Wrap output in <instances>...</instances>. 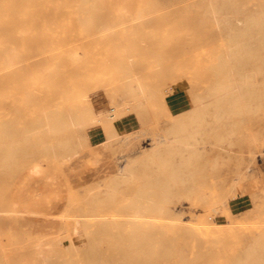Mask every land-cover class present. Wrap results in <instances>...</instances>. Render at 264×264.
I'll return each mask as SVG.
<instances>
[{"label": "rangeland", "instance_id": "rangeland-1", "mask_svg": "<svg viewBox=\"0 0 264 264\" xmlns=\"http://www.w3.org/2000/svg\"><path fill=\"white\" fill-rule=\"evenodd\" d=\"M229 1L0 0V143L14 149L0 150V264L264 263V0ZM230 65L239 73L222 69ZM127 67L145 89L134 100ZM232 74L262 79L251 81L252 104L245 96L254 109L217 122L210 103ZM122 96L132 112L122 125L131 126L110 140L120 124L105 126L100 146L48 151L60 139L74 145L66 129L22 144L46 112L79 111L84 99L118 106ZM197 110L198 153L163 201L167 172L155 181L154 149ZM46 173L59 180L60 208L29 214L19 192L42 197L56 186ZM143 186L155 200L144 201L153 226L134 247L121 221Z\"/></svg>", "mask_w": 264, "mask_h": 264}, {"label": "bare ground", "instance_id": "bare-ground-1", "mask_svg": "<svg viewBox=\"0 0 264 264\" xmlns=\"http://www.w3.org/2000/svg\"><path fill=\"white\" fill-rule=\"evenodd\" d=\"M224 3L230 5L229 0H224ZM211 6L215 8L216 3H213ZM211 12L215 15V19L220 23L216 9H213ZM246 21L247 20L239 19L238 23L244 25ZM236 53H238V51L231 52L230 56H233ZM225 61L233 60H223V62ZM222 69H225L230 73L233 71H235L234 73H239L240 71V69L231 65ZM124 73L125 74L122 78L124 79L125 87H127L125 95L128 97V100L136 99L137 92H143V94H145V89L143 87L134 86L133 79L129 75L130 72L128 67L127 69H124ZM227 78V81L218 88L219 93L215 97V101L210 103H215L218 107L217 109H219L216 114L217 122L221 121L229 113L243 114L253 110L254 107L251 104L254 102V97L256 95L255 91L251 90V87L257 86L258 83H253L251 81L257 79L258 82H261L262 80L254 75L244 76L238 74L228 75ZM124 82L122 81V84ZM247 93H249L253 99L251 104H248L245 101ZM126 96L120 98L121 101L118 106L107 105L105 107H99L95 106L90 100L84 99V103L81 106L82 109L79 111L57 108L51 114L46 112L36 123L25 127L23 134L21 135L22 144L24 141L35 139V137H37L35 140L41 141L46 135H53L57 132L62 134L66 129L73 135V146H70L64 139H60L58 142L54 141L51 145L46 143L45 148L54 153L58 150H62L63 153H65V156H72L73 153H76L79 146L89 142L90 135L93 131L99 134L104 130L105 126H108L110 123L118 122L120 124L119 126L122 127L121 129H119V126L114 127L113 131L108 133L106 137L110 140L112 137L118 135L122 128L131 126V123L122 125V119L129 120L130 114H132L131 110H129L131 105L128 102L122 101ZM223 101L225 102V105L221 106L220 103ZM204 121V115L200 110L194 111V115H191L190 120L177 119L169 127L165 135L162 136V140L156 145L157 147H155L154 151L157 159L156 164L158 166V174L155 181L160 182L161 179L159 178V175L165 173V171L167 172V177L165 178V193L162 196L163 201L169 200L171 186L178 183L183 184L185 182L186 166L191 164L190 159L193 155H196L199 150L197 147L199 143L198 134L200 133V126ZM187 122H195L196 125L192 123L191 127L188 128L186 126ZM58 138H60V136ZM2 149L8 150V152L14 151L13 148H7L0 143V150ZM20 150H22V146L20 147ZM6 160L7 156L4 154L3 161ZM149 182H151V180ZM145 199L149 202L155 201L151 197L150 190L143 186L141 191L138 192L136 199L128 204L129 211L127 218L121 221L122 224L131 225V232L133 233L131 236V244L134 247H141L143 238L146 237V233L151 232L153 226V223L146 219V216L149 213L147 208L150 205L144 202ZM151 205L154 206L153 204ZM157 209L162 210L161 207ZM80 222L85 221L81 220ZM104 222H106V224H113L116 223V220L108 218ZM138 262H146V259H139ZM261 262L263 263L264 259Z\"/></svg>", "mask_w": 264, "mask_h": 264}, {"label": "crops", "instance_id": "crops-1", "mask_svg": "<svg viewBox=\"0 0 264 264\" xmlns=\"http://www.w3.org/2000/svg\"><path fill=\"white\" fill-rule=\"evenodd\" d=\"M102 134H97L93 131L90 135V145L91 146H100L102 143ZM47 177H50L52 180H56V186H48L46 192L42 197L34 198L32 200L28 195L26 190L22 187L19 192V198L25 204V211L32 215L38 216H47L55 213L60 208V202L58 201L59 193V180L54 176V174L46 173L44 174Z\"/></svg>", "mask_w": 264, "mask_h": 264}]
</instances>
